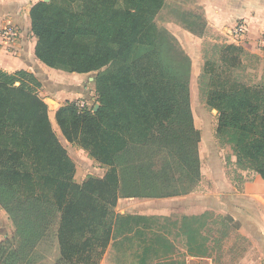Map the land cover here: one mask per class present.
<instances>
[{
    "label": "trees",
    "instance_id": "16d2710c",
    "mask_svg": "<svg viewBox=\"0 0 264 264\" xmlns=\"http://www.w3.org/2000/svg\"><path fill=\"white\" fill-rule=\"evenodd\" d=\"M71 1L82 3L80 13L50 3L32 6L34 54L51 69L97 72V110L66 102L54 119L67 143L107 171L77 184L74 163L38 95V79L0 69V209L14 227L12 240L0 243V264H30L50 239L58 247L56 264H80L90 259L94 243L103 248L110 241L112 220L136 219L110 218L120 193L162 199L196 193L201 183L189 59L168 38L163 64L153 23L165 1L120 0L122 8L118 0ZM222 49L240 50L232 44ZM225 61L231 67L239 62L236 56ZM205 102L217 112L215 137L228 133L236 165L245 170L247 163L264 180V78L253 89L208 92Z\"/></svg>",
    "mask_w": 264,
    "mask_h": 264
},
{
    "label": "rangeland",
    "instance_id": "374dc122",
    "mask_svg": "<svg viewBox=\"0 0 264 264\" xmlns=\"http://www.w3.org/2000/svg\"><path fill=\"white\" fill-rule=\"evenodd\" d=\"M164 1L153 23L161 33L163 64L168 60V38L189 59L187 81L193 124L200 136L201 183L196 193L162 199L125 198L120 193L115 207L109 209L110 218L114 214L136 219L112 220L110 241L103 248L94 243L90 259L80 264H264V180L247 163L245 170L236 165L228 133L220 140L215 137L217 112L205 102L208 92L222 87L232 91L259 86L261 63L241 49L225 52L222 46L226 43L209 41L201 9L194 0ZM41 2L75 14L82 8L79 1ZM117 6L122 8V1L118 0ZM137 55L134 51L133 57ZM233 56L239 60L235 67L225 61ZM46 70L49 81L38 95L48 107L53 131L74 163V181L82 184L87 177L102 178L106 168L67 143L54 119L66 102L84 104L94 111L98 108L97 72L76 76ZM13 235L14 227L0 209V243L11 241ZM58 258V247L50 239L30 264H56Z\"/></svg>",
    "mask_w": 264,
    "mask_h": 264
},
{
    "label": "crops",
    "instance_id": "0c3cea01",
    "mask_svg": "<svg viewBox=\"0 0 264 264\" xmlns=\"http://www.w3.org/2000/svg\"><path fill=\"white\" fill-rule=\"evenodd\" d=\"M38 2L41 0H0V30L5 22H11L20 32V36L13 44L5 43L0 32V69L7 74L17 71L28 72L38 79L43 88L44 82L49 81L47 67L35 57L36 39L31 32L29 16L30 9ZM194 2L201 9L206 24V38L214 43L232 44L256 58L261 63L258 79L264 78V52L257 45L259 36L264 32V0H194ZM237 22L245 23L246 33L240 41L234 42L230 34ZM177 37L185 38L179 34Z\"/></svg>",
    "mask_w": 264,
    "mask_h": 264
},
{
    "label": "built area",
    "instance_id": "2783aa9c",
    "mask_svg": "<svg viewBox=\"0 0 264 264\" xmlns=\"http://www.w3.org/2000/svg\"><path fill=\"white\" fill-rule=\"evenodd\" d=\"M0 32L3 41L7 44L15 43L18 37L20 36L19 30L11 22H5ZM245 33H246L245 23L237 22V24L231 31L230 37L233 39L234 42H238L243 38ZM257 45L258 48L264 52V32H262V34L259 36ZM81 106H84V104H81Z\"/></svg>",
    "mask_w": 264,
    "mask_h": 264
},
{
    "label": "water",
    "instance_id": "95a60500",
    "mask_svg": "<svg viewBox=\"0 0 264 264\" xmlns=\"http://www.w3.org/2000/svg\"><path fill=\"white\" fill-rule=\"evenodd\" d=\"M44 2H47V0H44ZM97 108V107H96ZM96 108H95V110H96Z\"/></svg>",
    "mask_w": 264,
    "mask_h": 264
}]
</instances>
